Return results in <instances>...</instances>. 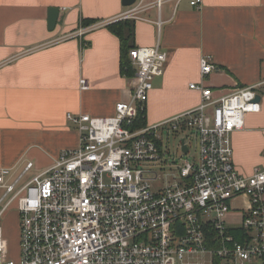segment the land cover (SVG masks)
Segmentation results:
<instances>
[{
	"label": "built area",
	"instance_id": "1",
	"mask_svg": "<svg viewBox=\"0 0 264 264\" xmlns=\"http://www.w3.org/2000/svg\"><path fill=\"white\" fill-rule=\"evenodd\" d=\"M164 1H137L117 18L76 34L142 18L140 12L160 8ZM190 3L201 7L202 0ZM130 57L136 67L132 94L115 105L113 116L66 114L80 133L79 147L62 150L51 166L24 183L33 162L16 177L12 168L0 167V264H217V259L264 264V167L241 173L231 140L246 114L264 111V96L247 86L215 97L203 81L192 82L190 88L201 93L195 108L137 126L154 79L165 72L168 53L158 43L135 46ZM216 70L211 57H201L203 79ZM81 88H89L85 78ZM162 128H195L198 159L184 160L177 173L161 175L150 167L165 161ZM171 177L174 183L168 182ZM243 196L248 205L235 207L234 200ZM14 203L17 259L9 256L2 223Z\"/></svg>",
	"mask_w": 264,
	"mask_h": 264
},
{
	"label": "crops",
	"instance_id": "2",
	"mask_svg": "<svg viewBox=\"0 0 264 264\" xmlns=\"http://www.w3.org/2000/svg\"><path fill=\"white\" fill-rule=\"evenodd\" d=\"M129 7L123 0H0V167L12 168L13 177L33 162L28 181L62 150L79 147L80 133L68 112L113 116L115 105L131 97L133 79L121 70L118 35L107 24L76 34ZM51 8L58 10L53 27ZM139 15L133 19L135 46L160 43L168 53L165 72L154 79L145 103L147 124L195 108L201 93L190 88L192 82L203 81L215 97L247 86L264 96V0H202L201 7L166 0ZM203 56L218 66L205 79ZM82 78L88 89L81 88ZM231 140L241 173L263 168L264 111L246 114ZM233 203L239 207L248 200ZM13 214L19 233L17 208Z\"/></svg>",
	"mask_w": 264,
	"mask_h": 264
},
{
	"label": "rangeland",
	"instance_id": "3",
	"mask_svg": "<svg viewBox=\"0 0 264 264\" xmlns=\"http://www.w3.org/2000/svg\"><path fill=\"white\" fill-rule=\"evenodd\" d=\"M163 132V143L165 145V161L164 162H152L149 164L150 167L154 168L164 175L165 172H178L177 165L181 164L184 160L195 161L199 156V140L196 135L195 128L179 129L174 132H168L166 128L161 129ZM186 136L187 144L190 147L189 152H183L180 147V140L182 137ZM30 174H27L25 178L22 179L21 183L26 182ZM169 183H174V179L171 177L168 180ZM161 184H164L162 182ZM154 186L158 188V184L155 183ZM2 190L0 189V195ZM16 210L15 203L12 204L8 210L7 214L3 217L2 223L5 230V225L7 226V231H5V237L9 240V256L13 259H17L19 256V233L17 230V218L14 215ZM7 223V224H6ZM231 225H234L233 223Z\"/></svg>",
	"mask_w": 264,
	"mask_h": 264
},
{
	"label": "trees",
	"instance_id": "4",
	"mask_svg": "<svg viewBox=\"0 0 264 264\" xmlns=\"http://www.w3.org/2000/svg\"><path fill=\"white\" fill-rule=\"evenodd\" d=\"M92 21V20H91ZM87 21V23H91ZM110 30L113 31L121 41V70L129 77H133L136 72V67L132 64L130 57V50L135 47L134 32L135 24L133 19H121L107 24ZM146 107L140 111L137 120V126H144L147 124ZM217 264H223L221 260L217 259Z\"/></svg>",
	"mask_w": 264,
	"mask_h": 264
},
{
	"label": "water",
	"instance_id": "5",
	"mask_svg": "<svg viewBox=\"0 0 264 264\" xmlns=\"http://www.w3.org/2000/svg\"><path fill=\"white\" fill-rule=\"evenodd\" d=\"M137 0H123V4L125 6H131L133 5L134 3H136ZM57 18H58V10L57 8H51L50 9V16H49V25L51 27H53L56 22H57ZM261 99V96L258 94L257 97H256V100L257 101H260ZM181 142L183 143V148L185 150V152H187L188 148L187 146H185V138H182Z\"/></svg>",
	"mask_w": 264,
	"mask_h": 264
}]
</instances>
